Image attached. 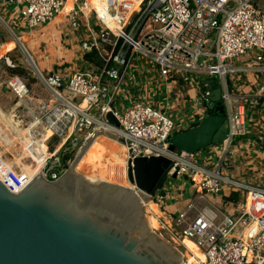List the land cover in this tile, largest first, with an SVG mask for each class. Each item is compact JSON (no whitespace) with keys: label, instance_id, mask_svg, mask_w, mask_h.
Instances as JSON below:
<instances>
[{"label":"built area","instance_id":"1","mask_svg":"<svg viewBox=\"0 0 264 264\" xmlns=\"http://www.w3.org/2000/svg\"><path fill=\"white\" fill-rule=\"evenodd\" d=\"M65 1L6 3L13 5L10 10L15 22L18 18L20 25L31 32L51 22ZM85 4L83 0V9ZM72 11L78 15L75 6L68 15ZM92 12L97 17L98 32L95 34L91 28L81 47L86 52L99 51L105 44L111 49L112 59L107 64L105 59L98 75L79 69L70 72L64 82L66 90L63 89L80 109L63 100L54 105V131L66 137L59 149L52 153L48 150L38 173L50 181L64 174L72 161L64 162L61 156L62 151L70 148L68 141L80 149L95 130L123 138L127 166L129 160L139 157L164 156L173 162L169 179L176 173V177L186 176L196 187L188 208L173 218L170 226L171 233L197 243L206 255L204 264H264V172L257 170L251 179L245 180L229 174L232 158L238 156L241 147L238 136H246L247 131L249 94L238 84L242 72L260 75L256 92L264 97V0H111L110 13L118 25L117 31L104 24L95 10ZM248 53L252 54L243 66L235 64ZM138 56L150 60L162 75L181 80L189 89L191 85L200 89L198 96L204 107L191 118L193 122L211 112V81L216 77L229 120L227 139L206 148L204 153L202 150L178 154L169 149L177 122L166 109L142 98L136 100L129 93L132 106L123 112L117 109V95L126 82V71ZM234 76L236 84L232 81ZM58 81L63 87L62 74ZM8 87L25 107L32 108L30 88L20 75L10 77ZM84 101L86 106L82 107ZM38 108L42 110L46 105ZM109 111L119 120L120 127L106 120ZM30 135L41 141L34 130H30ZM254 145L264 154L263 133L257 135ZM34 177L25 178L14 191L9 186L10 179L6 181L0 176L15 193L22 191ZM226 190L235 192L237 198H224L221 207L209 200L208 195L223 194ZM232 206L233 212L229 211ZM251 226L253 234L248 241L243 235Z\"/></svg>","mask_w":264,"mask_h":264},{"label":"water","instance_id":"2","mask_svg":"<svg viewBox=\"0 0 264 264\" xmlns=\"http://www.w3.org/2000/svg\"><path fill=\"white\" fill-rule=\"evenodd\" d=\"M211 82V112L175 133L172 152L196 153L227 139L222 89L216 77ZM105 118L120 127L112 111ZM102 132L86 139L55 181L38 173L15 193L0 178V264H182L183 254L149 227L144 210L168 181L173 162L164 156L129 160V186L91 181L87 169L122 148Z\"/></svg>","mask_w":264,"mask_h":264},{"label":"rangeland","instance_id":"3","mask_svg":"<svg viewBox=\"0 0 264 264\" xmlns=\"http://www.w3.org/2000/svg\"><path fill=\"white\" fill-rule=\"evenodd\" d=\"M0 1L4 2L7 0ZM1 2L0 4L2 5ZM74 6L75 9L79 11L78 15L75 16L76 14L72 11L71 14L67 15L65 17V20H63L59 25L61 36L64 42L66 60V66L62 71V88L64 89V82H66L67 80V78L65 77V73L67 74L75 69H79L82 71H94L97 69L96 66L90 64L85 60L84 56L88 52L84 51L81 47L83 43L82 40L89 37L91 28H93L92 30L95 32V34H97L98 32L96 14L92 12V10L85 11V9H83V0H79L78 3H75ZM12 7L13 5H11L8 9H3V7L0 6V50L5 49L4 57H10V61H8L6 58L0 59V176L8 181L6 178L10 179V177L12 178V175H14V179H10V182L8 183L11 189L17 191L21 187L24 179L28 176V174L26 173V167L31 166L34 171H38L40 168V160L37 156L39 154L42 155L43 158L45 157V154L40 153L36 150V146L39 141L30 135V130H34L38 134V138L41 139V141L44 140L47 135L49 136L48 133H50L51 130L53 131L52 135L45 139L50 153L56 151L60 147V143L63 142V139L66 136H62L60 134L58 135L54 131V128L56 126L54 125V123L56 122V119L54 115H52V109L55 104H58L60 102V100L54 96L52 91L46 85L44 79L40 77L39 70L33 62L31 55L27 52L26 48L22 44V41H20L13 32L15 31L17 34H19V36L22 37L21 33L24 32V30L26 33H28L27 31L30 30H26L22 25H20V21L18 18H16L15 22V18L10 10ZM65 9L66 6L62 10V12L66 11L67 13V10ZM49 23L50 22L41 24L39 26L40 29L38 28V30L35 31H40ZM10 27L12 29L14 28V30L12 31ZM102 47L103 48H100L98 52L105 59L107 58L106 64L110 63V60L112 59L109 57V55L111 54V49L107 48V45L105 44H102ZM251 54L252 53H248L246 57L243 56L242 58L249 59ZM37 60L39 61V65L41 63H44V71L47 72L49 70L48 67L50 66V63H52V57L50 56V54L47 53L44 55H39L37 57ZM136 60H139L140 62L145 61L144 58L140 56H138ZM153 65L155 66V64ZM152 69L158 71V69L155 67H152ZM135 71L137 75H134V71L131 68L126 71V82L121 86L122 90L119 92V95H117L118 102H120L121 100H125L128 93L131 95H137V93L141 91V86L146 83L147 75H141L138 69H136ZM150 74H152V71H150ZM14 75H20L28 84L31 91L30 98L33 105L31 109L25 107L24 102H20L8 87V80ZM162 88H165V85H163ZM199 91L200 89L196 88L194 85H191L190 90H188L187 92L186 90H184V93L186 92V96H189V98L185 100L187 101L188 108L182 112H179L177 116L174 115L173 118L177 123H179V117H181L182 115H185L187 117V112H192L193 107L203 109L204 104L201 102V98L198 96ZM42 104L46 105V108L40 110L38 107ZM125 104L126 107L124 109H120L121 112L127 110L132 106V103L130 104L129 100H127ZM68 142L67 143L70 148H67L66 150L73 153L74 158L79 151V145H74L72 141ZM220 144L221 142L213 145ZM255 156L259 157L258 154H256ZM262 156L264 157V154H262L260 157L262 158ZM73 158L68 159V161L73 160ZM261 158H259L258 161ZM253 165L255 166V163ZM232 169L233 168H231L230 170ZM251 171H254V169H252ZM89 173H91V171L90 169H87L85 176ZM113 182L123 185L126 184L128 186L130 185V182ZM171 182H175L176 184H182L186 182V191L184 192V196H189V189L191 186L190 179H186V176H182L179 178L171 177V180H169L168 183L170 184ZM163 194H165L164 190ZM152 201L158 202L157 195ZM146 205L144 207L145 215ZM218 206L221 207L220 205ZM235 207H230L229 211L233 212L235 210ZM160 220L161 227L156 230L154 229V231H156V233L161 238L165 239L171 245L176 247L182 254L186 253V248L180 242L181 237L175 235L174 233H171L173 230L170 226L171 223L166 222L163 217H161ZM248 235H251V233L249 232Z\"/></svg>","mask_w":264,"mask_h":264},{"label":"crops","instance_id":"4","mask_svg":"<svg viewBox=\"0 0 264 264\" xmlns=\"http://www.w3.org/2000/svg\"><path fill=\"white\" fill-rule=\"evenodd\" d=\"M1 3L2 5L0 4V6H2L3 9H8L10 7V5L6 3V1ZM110 3L111 0H86V7H84V9L85 11L95 10L98 14V17L102 19L103 23L110 26L113 22V17L110 13ZM73 8L74 3H72L70 0H66L65 10H67V13L66 11L61 12L59 15H57V17H55L54 20H52L46 27H44L40 31L34 30L26 33L24 30V32L21 33L22 37L19 36V34H17L15 31H13L14 28L12 29L10 27L17 38L22 41V44L26 48L27 52L31 55L33 62L43 76H48L51 74V72H59L60 74H62V71L66 66L64 42L61 36L59 25L63 20H65V17ZM0 52V54L3 55L5 53V49H1ZM47 53L52 57V63H50V66L48 67L49 70L45 72L44 63L40 62L41 64L39 65L37 57L39 55H44ZM136 59L129 68L134 71V75H137L135 71L136 69L140 71L141 75L146 74L147 81L143 86H141V91L137 93V95H131L132 97L134 96L136 100L142 98L143 101L149 104L155 105L156 107H159L161 109H166L171 117H174V115L177 116L179 112H182L188 108L187 101L185 100L188 99L189 96H186L185 93L190 89L188 87L186 88L185 84L181 80L166 77L159 73L157 70L152 69V67L155 66L148 59H144V62H140ZM246 60L247 59L245 58H241L236 61L235 64L243 66ZM96 68L97 69L93 72L98 75L99 68ZM150 71H152V74H150ZM69 75L70 72L67 74L65 73L66 78H68ZM240 77L241 82L238 83L239 86L249 94L246 127L247 131L246 136L240 135L238 137V139L241 141V147L239 149L238 156H234L232 158L233 163L231 168L233 169L229 171V174L238 179L245 180L251 179L253 173L259 169L264 172V159H262L264 157H260L263 152L259 151L254 145L257 135L261 133L264 134V97L257 96L256 90L258 88L257 86L259 84L260 78V75L258 73L254 71H245L240 74ZM235 79V76L232 77V81H234ZM233 83L236 84L235 81ZM163 85H165V88H162ZM121 90L122 88L119 90V92ZM184 90H186L185 93ZM127 100L130 101V104H133V100H131V97H126L125 100H121L120 102H118L117 100L115 107L119 110L124 109L126 107L125 102ZM198 111L199 108L193 107L192 112H187V117L185 115L179 117L180 119L179 123H177L176 132L184 130L190 127L192 124L196 123L198 120H195L193 122L191 118ZM63 142L60 143V147ZM207 150L208 149H205L201 153H204ZM256 154H258L259 157L255 156ZM259 158H261L262 160L260 159L258 161ZM254 163L258 169L253 165ZM252 169H254V171H251ZM186 179L188 178L186 177ZM169 180H171V178ZM168 184L169 183L167 182L165 184V187L162 188L165 191V194H163V190H160L157 193L158 202H156L159 205L161 212L165 213V215L162 217L166 222L172 221V219L175 218L181 211L186 210L195 193L197 192L196 187L193 185L192 181L189 189V196L187 197L184 196V192L186 191V182L182 184L171 182L169 185ZM208 198L215 203L218 202V204L220 205L222 204L224 198L228 200H234L237 198V196L235 192H229L228 190H226L223 194H210L208 195ZM258 204L259 203H257V205Z\"/></svg>","mask_w":264,"mask_h":264},{"label":"bare ground","instance_id":"5","mask_svg":"<svg viewBox=\"0 0 264 264\" xmlns=\"http://www.w3.org/2000/svg\"><path fill=\"white\" fill-rule=\"evenodd\" d=\"M70 1L72 3H75L76 0H70ZM65 6H66V1L64 4V7ZM64 7L62 8V10L64 9ZM62 10L60 11V13L62 12ZM109 27L113 31H117L118 25L113 21ZM2 58H6L8 61H10V58L4 57V54L0 56V59H2ZM39 75L42 79H44V81L46 82V85L52 91V93L54 94V96L56 98H58L61 101L63 100L64 102H66L67 104H69L70 106H72L75 109H78V110L80 109L78 106H76V104L73 102V100L70 98V96L64 91V89L62 87H60L59 81H58L59 75H60L59 72H51V74L48 76H43L39 72ZM85 106H86V101L82 102V107H85ZM52 133H53V131L51 130L50 133H48L49 136H51ZM100 134L103 137H105V138L109 139L110 141L116 143L117 145L121 146L122 148H121V150L117 156H114L112 154L106 155L104 157V159L102 160V162L97 167V169L96 170L90 169L91 173L86 174V177L88 179H90L91 181L93 179H96V180H105V181H110V182H113V181H117V182L119 181L120 182L121 181L123 183H129V181L127 179V147H126V145L123 142H121L117 137L113 138V136L107 132H102ZM49 136L47 135L46 138H48ZM45 139L42 141H39V143H37L36 150L40 153L45 154V157H46L48 154V146L45 142L46 141ZM37 157L40 160V168H41V166H42L41 164H43V159L45 157L43 158L42 155H39V154ZM40 168L38 171H34L31 166L26 167V173L28 174L27 178H32L35 175H37V173L40 171ZM164 215H165V213L161 212V209L156 202H154L152 200L147 202V205H146V216L147 217L146 218H147V221H148L150 228H152L153 230L160 228L161 227V222H160L161 220L160 219ZM166 228H168V227H166ZM252 229H253V226H251L244 233L243 238L245 240L249 241L251 235L253 234ZM249 232L251 233V235H248ZM180 242L186 248V253H183L184 254V260L182 261V264H204L205 263L206 255L194 240L188 238L187 236H183L181 238Z\"/></svg>","mask_w":264,"mask_h":264},{"label":"trees","instance_id":"6","mask_svg":"<svg viewBox=\"0 0 264 264\" xmlns=\"http://www.w3.org/2000/svg\"><path fill=\"white\" fill-rule=\"evenodd\" d=\"M84 58L87 62L98 67L99 69H102L106 62L105 58L96 49L86 53ZM61 156L63 161L66 162L68 159L73 158V153L68 151L67 153H65L64 151H62Z\"/></svg>","mask_w":264,"mask_h":264}]
</instances>
